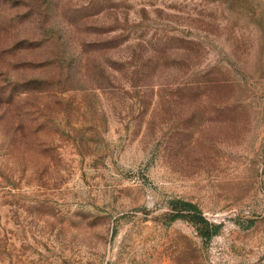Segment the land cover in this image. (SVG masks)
Masks as SVG:
<instances>
[{"label": "rangeland", "instance_id": "obj_1", "mask_svg": "<svg viewBox=\"0 0 264 264\" xmlns=\"http://www.w3.org/2000/svg\"><path fill=\"white\" fill-rule=\"evenodd\" d=\"M0 264H264V0H0Z\"/></svg>", "mask_w": 264, "mask_h": 264}, {"label": "trees", "instance_id": "obj_2", "mask_svg": "<svg viewBox=\"0 0 264 264\" xmlns=\"http://www.w3.org/2000/svg\"><path fill=\"white\" fill-rule=\"evenodd\" d=\"M183 203L186 204L187 206L193 208V212H194L193 214H195V215H199V214H200V213L198 212V210L195 209V206H194L192 203H190V202H186V201H184ZM195 215H191V218H192L193 221L196 222V219H194V218H195ZM200 216H201V215H200ZM200 218H202V217H200ZM203 234H204V233H203ZM207 235H208V234H207Z\"/></svg>", "mask_w": 264, "mask_h": 264}]
</instances>
